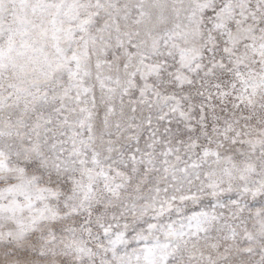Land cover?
<instances>
[{"label": "snow or ice", "instance_id": "6c2138e0", "mask_svg": "<svg viewBox=\"0 0 264 264\" xmlns=\"http://www.w3.org/2000/svg\"><path fill=\"white\" fill-rule=\"evenodd\" d=\"M0 264H264V0H0Z\"/></svg>", "mask_w": 264, "mask_h": 264}]
</instances>
